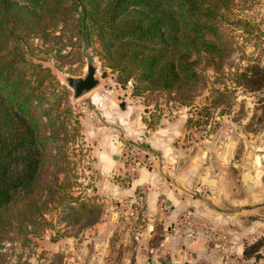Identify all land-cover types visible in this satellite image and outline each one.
<instances>
[{"label":"rangeland","instance_id":"obj_1","mask_svg":"<svg viewBox=\"0 0 264 264\" xmlns=\"http://www.w3.org/2000/svg\"><path fill=\"white\" fill-rule=\"evenodd\" d=\"M233 6L229 18L240 16L247 24L224 26L233 50L219 75L205 68V84L198 85L188 100L176 98L173 91L136 93L133 82L118 81L116 72L103 65L89 45L80 46L76 58L40 60L66 89L75 120L69 131L74 135L68 142L67 171L59 174L63 186L44 212L47 224L25 239L6 238L5 264L17 260L23 264H210L195 250L183 248L181 236L208 237L191 232L194 226L180 221L181 213L168 217L166 207L147 210L146 183L130 195L118 189L127 190L139 169L169 177L179 165L183 167L182 158L202 148L211 149L213 156L221 151L237 156L249 146L246 143H252L264 159V0H234ZM87 63L94 66L97 83L73 97L65 77L82 76ZM159 127L163 129L155 135L168 133L167 143L178 153L174 159L148 146L143 136ZM139 192L142 207L136 215H128L125 210L133 202L137 205ZM81 201L97 204L99 213L74 220L76 215L67 205L81 208ZM188 209L180 212L184 215ZM147 220L153 225L149 232ZM262 232L264 223L246 236L244 257L231 264H264Z\"/></svg>","mask_w":264,"mask_h":264},{"label":"trees","instance_id":"obj_2","mask_svg":"<svg viewBox=\"0 0 264 264\" xmlns=\"http://www.w3.org/2000/svg\"><path fill=\"white\" fill-rule=\"evenodd\" d=\"M234 0H0V264L3 241L27 238L47 224L67 171L71 110L66 89L40 60L92 47L134 91L174 92L188 100L233 50L224 26ZM66 47V50H65ZM68 47V48H67ZM64 50V52H61ZM74 128V127H73ZM69 203L78 216L95 203ZM17 260V264H23Z\"/></svg>","mask_w":264,"mask_h":264},{"label":"crops","instance_id":"obj_3","mask_svg":"<svg viewBox=\"0 0 264 264\" xmlns=\"http://www.w3.org/2000/svg\"><path fill=\"white\" fill-rule=\"evenodd\" d=\"M155 129L147 135L143 133L148 146L159 148L162 154L174 159L178 153L172 151L167 143L168 133L161 135L162 132H158L156 136L155 131L163 127ZM246 144L249 146L237 156L227 151L213 156L211 149L207 147L205 151L202 148L200 153L196 151L189 158H182L183 169L179 165L169 177L139 169L131 186L127 190L118 189V192L130 195L137 185L146 183V208L149 212L166 207L168 217H175L182 209L190 208L198 218L209 221L216 232L226 233L227 240L234 244V251L229 255L226 241L218 242L211 233L208 238L198 235L191 240L181 236L183 248L195 250L210 264H231V261L244 257L245 245L242 246L241 242L264 223V159L258 156L257 146ZM198 182L207 186L206 196L193 191ZM176 253L179 252L176 250Z\"/></svg>","mask_w":264,"mask_h":264},{"label":"built area","instance_id":"obj_4","mask_svg":"<svg viewBox=\"0 0 264 264\" xmlns=\"http://www.w3.org/2000/svg\"><path fill=\"white\" fill-rule=\"evenodd\" d=\"M193 191L198 193V194H200V195H202V196H206V194L208 193V188H207V186L205 184L198 182L194 186ZM141 198H142V195L139 192V194H137V197H136V200H135L136 201L135 203L137 205L132 206L134 204V202H133V204L132 205H128L127 209L125 210V212L128 215H136L137 211L139 209H141V207H142ZM179 217H180V221L183 220L186 223L185 224L186 226H187V224L194 226V228L190 229L191 232H194L195 234L196 233L202 234V235H205V236H207L209 233H211V235L215 236V239H217L218 242L226 241L227 251H230V252L234 251L233 242H230V241L227 240L226 234L224 232H222V231L216 232L214 230L212 224H209V225L206 224L208 222L207 220L202 219V218H198V216L196 217L194 215V213L190 209H188L184 215L181 212V215ZM152 228H153L152 223L150 221H148V220L145 221V230L147 232H149V231L152 230ZM262 234L264 235V232H262ZM241 245L244 246L245 243L241 242Z\"/></svg>","mask_w":264,"mask_h":264},{"label":"water","instance_id":"obj_5","mask_svg":"<svg viewBox=\"0 0 264 264\" xmlns=\"http://www.w3.org/2000/svg\"><path fill=\"white\" fill-rule=\"evenodd\" d=\"M94 71V66L91 63H87L85 73L82 76L67 75L65 77V82L71 88L73 97L82 94L97 83Z\"/></svg>","mask_w":264,"mask_h":264}]
</instances>
